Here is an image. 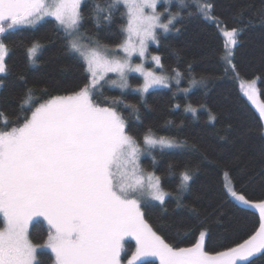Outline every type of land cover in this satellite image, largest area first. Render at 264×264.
Returning <instances> with one entry per match:
<instances>
[{"label": "snow or ice", "instance_id": "6c2138e0", "mask_svg": "<svg viewBox=\"0 0 264 264\" xmlns=\"http://www.w3.org/2000/svg\"><path fill=\"white\" fill-rule=\"evenodd\" d=\"M159 2L106 0L101 5L92 0L89 15L97 28L102 22L113 23L121 6L126 10L121 12V20L126 19L120 26L123 39L108 45L83 30L85 0H0V75L9 72L11 49L5 34L34 28L46 19L63 32L67 51L81 60L87 74V83L67 94L53 95L43 88L37 96V89L25 88L14 119H7L0 108V117H5L0 125V264H41L38 256L42 249L50 250L51 264H121L128 237L135 241V251L127 264H144L147 257L158 259L159 264H264V200L252 203L237 191L234 181L225 186L234 206L259 209L255 231L215 252L207 250L209 232L204 222L189 226L190 231L198 232L189 246L166 242L146 220L143 209L150 201L164 205L172 193L164 189L155 171H145L141 156L151 155L154 149L183 147L187 142L157 136L149 128L142 147L140 138L130 133L121 110L123 105L136 113L138 120L137 105L119 97L96 100L104 84L120 89L122 95L126 89L139 92L143 102L150 89L169 88L173 80L179 85L184 78L177 69H172L174 76L166 74L161 56L149 52L150 43L159 45L161 34L172 31L181 17L168 7L158 11ZM170 3L164 0L165 5ZM177 3L187 6L186 0ZM196 7L198 15L217 27L224 39L222 58L235 71V47L248 25L229 28L227 21L215 15L212 0H203ZM260 15L264 16V11ZM40 48L39 41L26 47L31 63ZM134 57L140 62L135 63ZM149 57L155 68L146 66ZM190 72L191 66L189 86L178 91L187 94L192 87H207L205 77L197 79ZM110 73L115 78L109 77ZM129 73L139 74L143 83L133 88ZM241 87L247 100L256 104V81ZM257 107L258 132L264 136V103ZM197 111L192 104L185 106V112L193 116ZM214 119L210 114V120ZM223 176L230 177V173L225 171ZM192 179L191 169L179 172L178 207L183 206L181 194L190 189ZM41 221L47 225V236L38 244L31 239L30 226Z\"/></svg>", "mask_w": 264, "mask_h": 264}, {"label": "trees", "instance_id": "16d2710c", "mask_svg": "<svg viewBox=\"0 0 264 264\" xmlns=\"http://www.w3.org/2000/svg\"><path fill=\"white\" fill-rule=\"evenodd\" d=\"M104 5L106 0H97ZM215 15L227 21L228 27L248 26L240 33L239 44L235 47L233 71L222 58L224 39L217 27L197 14L198 4L203 0H186L181 7L172 0L170 12L181 13L174 22L172 31L162 33L159 45H152L149 52L160 55L165 73L174 76L172 69L183 74L179 85L151 90L143 95L132 89L111 88L104 84L96 95V100L119 97L125 103L136 104V113L121 105L131 134L140 138L151 128L157 136L175 137L186 141L183 147L152 150L141 159L145 171H155L161 176L162 186L172 195L166 197L164 205L150 201L143 211L146 220L166 242L175 246H189L195 242L198 232L189 230L193 223L204 222L209 235L206 247L209 252L221 251L235 242L247 238L259 226V213L250 208H237L227 195L224 187L225 171L230 173V183L234 181L238 192L253 203L264 200V136L258 132L260 120L258 112L243 96L239 82L256 80L259 100L264 103V0H212ZM92 0H85L83 30L87 36L100 42L115 45L121 42L123 34L120 26L121 12L115 13L114 22H102L95 27L89 13ZM164 6L158 11L164 12ZM243 10V17L240 12ZM168 13L163 20L166 22ZM11 49L7 58L9 72L0 75V108L7 119H14L18 113L17 103L25 88H46L50 94H67L87 83V74L80 59L65 47L64 34L50 19L40 22L34 28H20L5 34ZM39 41L41 48L28 60L26 47ZM190 75L206 78L207 87H192L185 94L177 89L189 86ZM21 77L24 79L22 80ZM136 88L140 80L129 78ZM179 104L176 108L174 105ZM192 104L198 108L196 116L185 112V106ZM200 105L204 107L201 108ZM210 114L215 116L210 120ZM5 117H0V125ZM231 126L230 128L228 126ZM223 137V138H222ZM191 169L193 179L190 189L181 194L182 207L177 206L176 188L179 172ZM195 209V212L191 211ZM31 239L41 244L47 236V225L41 221L30 226ZM135 251V242H125L122 260L124 262ZM41 264H51V253L41 250L38 256ZM140 264V262L138 263ZM144 264H158L156 259L144 260Z\"/></svg>", "mask_w": 264, "mask_h": 264}, {"label": "rangeland", "instance_id": "374dc122", "mask_svg": "<svg viewBox=\"0 0 264 264\" xmlns=\"http://www.w3.org/2000/svg\"><path fill=\"white\" fill-rule=\"evenodd\" d=\"M172 1V0H171ZM165 4H164V0H160V2L158 3V7H157V10H159V9H161V7L162 6H164ZM164 8H165V6H164ZM125 10V9H124ZM126 11V10H125ZM125 21H126V19H125ZM126 23V22H125ZM159 31V30H158ZM152 45H155V44H151L150 43V45H149V50H150V47L152 46ZM119 55H123V53H119ZM134 59V62L135 63H139L140 62V58L139 57H134L133 58ZM146 66L147 67H150V68H155V66H154V64L152 63V61H151V59H150V57H149V59H148V61L146 62ZM157 71L159 72V70L157 69ZM132 76H136V77H138L139 78V80H140V83H139V85H141L142 83H143V78L142 77H140L139 76V74H137V73H129V78L130 77H132ZM109 77H111V78H115V76H114V74H109ZM256 81V80H255ZM103 83V82H102ZM173 83H175V80H173ZM247 83H248V81L246 82V81H242L241 80V82H239V87H240V90L242 91V94H243V96H244V88H242L241 86L242 85H244V87H246L247 86ZM105 85H107V86H109L108 84H105ZM138 85V86H139ZM137 86V87H138ZM109 87H111V86H109ZM111 88H113V87H111ZM160 88H163V87H156V88H152V89H150L149 91H151V90H154V89H160ZM115 89H118V88H115ZM257 90V89H256ZM148 91V92H149ZM245 97V96H244ZM246 99H247V97H245ZM248 101V100H247ZM251 105H252V107L258 112V107H257V105H259V104H261L262 102L259 100V97H258V93H257V96H256V104H253L252 102H250V101H248ZM146 154V153H145ZM145 154H143L142 156H141V159L144 157V155ZM231 183H230V180H229V178L228 177H226V176H224V187L226 186V185H230ZM253 203V202H252ZM258 203V202H257ZM247 208H250V209H253V210H255V211H257L258 213H259V209H256V208H251V207H247ZM127 240H132V241H134L131 237H128V238H126V240H125V242L127 241ZM135 242V241H134ZM42 250H47V249H42ZM39 251H41V250H39ZM47 251H49L50 252V250H47ZM122 254H123V252L121 253V264H127V260L131 257H129L125 262H124V260H122ZM148 259H156V258H154V257H147V258H144V260H148ZM157 261H158V264H159V260L158 259H156ZM139 263V262H138Z\"/></svg>", "mask_w": 264, "mask_h": 264}]
</instances>
